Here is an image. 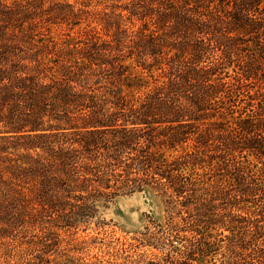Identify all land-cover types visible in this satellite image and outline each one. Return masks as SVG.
<instances>
[{
	"label": "trees",
	"instance_id": "trees-1",
	"mask_svg": "<svg viewBox=\"0 0 264 264\" xmlns=\"http://www.w3.org/2000/svg\"><path fill=\"white\" fill-rule=\"evenodd\" d=\"M47 130L0 171L35 183L44 253L93 224L75 249L118 264H264V0L0 2L1 139ZM147 189L164 222L100 239L98 203Z\"/></svg>",
	"mask_w": 264,
	"mask_h": 264
},
{
	"label": "rangeland",
	"instance_id": "rangeland-1",
	"mask_svg": "<svg viewBox=\"0 0 264 264\" xmlns=\"http://www.w3.org/2000/svg\"><path fill=\"white\" fill-rule=\"evenodd\" d=\"M13 1H28V0H0L5 4H10ZM44 7H49L53 3L67 2L74 3L75 0H41ZM54 34L50 31L44 32L42 38H58L60 30L63 28L53 27ZM25 50V46H22ZM16 60L15 56L8 54L4 57L5 61ZM50 118H44V126L56 125ZM57 133L56 131H38L31 132L30 138L26 136H18L17 139L5 140L3 137L13 136V134H0V171L2 168H15L16 173L20 168H29L34 165V161L44 160L46 155L42 149H25L28 144H42L37 137L48 136L49 134ZM46 141V140H44ZM3 171L1 173H4ZM12 173L3 174V180H10ZM0 173V174H1ZM27 174V176H24ZM21 183L16 180V190L23 188L24 192L20 196L11 190L7 189L0 182V264H41V259L45 264H118L127 263L135 257L131 253H116L114 250H76L77 244L83 239L89 240L91 236H95L92 228L86 233H82L83 226H80L76 234L74 230H66V233L53 234V238H49L47 243H53L51 252L44 253L41 246L34 245L41 240L42 232L49 229L48 214H41V210L35 204L36 192L34 182L30 181V174L23 172ZM20 185V186H19ZM13 195L14 201H10V196ZM24 198V199H20ZM103 202V203H102ZM98 203L100 220L106 223L104 232L99 238L108 241L114 239L125 232H137L151 220L156 222H164L166 218L165 205L162 198L151 190H145L141 193L132 195L117 196L111 202L102 201ZM23 215L27 216L23 218ZM42 228V229H40ZM44 228V229H43ZM86 237V238H83ZM106 237V238H105Z\"/></svg>",
	"mask_w": 264,
	"mask_h": 264
}]
</instances>
